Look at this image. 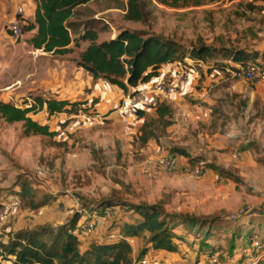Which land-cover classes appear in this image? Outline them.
Returning a JSON list of instances; mask_svg holds the SVG:
<instances>
[{"label": "rangeland", "instance_id": "1", "mask_svg": "<svg viewBox=\"0 0 264 264\" xmlns=\"http://www.w3.org/2000/svg\"><path fill=\"white\" fill-rule=\"evenodd\" d=\"M124 2L93 0L79 6L71 20L103 28L98 42L129 28L173 41L184 57H192L193 47L208 46L213 58H204L206 64L223 63L239 50L246 54L244 61L264 57V0H190L177 7L144 0V16L137 22L123 18ZM21 36L8 37L7 44L16 45ZM26 50H18L21 68L17 74L9 68L12 77L25 74ZM77 59V52L52 54L38 74L51 79L66 64L77 67ZM196 67L197 83L170 102L171 113L162 119L150 107H142V118L104 119L87 106L57 121L56 135L49 137L25 135L22 122L8 123L0 116V208L19 199L18 208L0 221V243L28 230H54L75 213L80 215L76 227L88 217L104 216L96 234L81 236L83 250L138 219L135 206L153 204L178 217L175 231L184 237L185 245L168 263L177 264L188 247L210 236L206 241L217 251L214 264H237L232 257L244 254L248 237L264 243V86L222 77L219 64L206 73ZM74 78L79 86L66 90L69 101L87 105L93 82L84 69ZM9 79V72L0 70V85ZM37 95L28 91L17 98L2 91L0 101L19 106ZM169 154L178 161L173 169L160 164ZM22 184L31 196L21 197ZM41 201V207L30 205ZM144 235L129 241L134 264L152 253Z\"/></svg>", "mask_w": 264, "mask_h": 264}, {"label": "trees", "instance_id": "2", "mask_svg": "<svg viewBox=\"0 0 264 264\" xmlns=\"http://www.w3.org/2000/svg\"><path fill=\"white\" fill-rule=\"evenodd\" d=\"M91 1L93 0H40V4L36 7L34 22L23 25L22 31L36 28L35 35L30 39L32 45L36 48L42 47L44 51L53 50L55 54L69 53L73 48H78L80 42H88L79 54L78 66L87 71L94 80L104 79L116 85L124 93L133 92L138 85L159 75L164 64L184 57L185 52L173 41L156 35H144L129 28L120 29L113 38L97 42L99 32L103 28L95 29L91 22L79 24L71 20L77 14L79 6ZM155 1L177 7L187 4L190 0ZM144 7V0H125L123 18L128 21H141ZM70 42H73V46L68 48ZM231 53L233 54L230 55V59L233 61L243 62L246 58L242 50ZM212 54V49L204 45L189 50V55L199 59L213 58ZM214 63L219 64V67L222 65V62ZM214 63L207 64L206 72L215 65ZM130 87L134 90L130 91ZM33 101L34 103L28 107L0 102V116L8 123L23 121L25 135L40 134L53 137L56 131H50L48 126L38 124L27 114L36 112L44 104L49 115L62 111L72 114L79 104L68 100L45 99L42 96L34 97ZM148 107L154 108L157 117L161 119L171 113V107L166 101ZM134 114L142 118L145 109L138 108ZM145 124L144 121L143 125ZM142 140L146 139L142 137ZM20 194L21 197L31 196L30 187L22 184ZM44 204L43 201L37 204L30 203L33 208ZM133 210L136 211L138 219L124 223L121 229H116L113 238L90 245L83 250L79 247L82 226L76 227L80 215L75 213L69 223L54 230L44 227L15 234L7 243H0V256L3 259H10L13 264H134L129 243L131 238L142 234L144 237L146 236L144 233H148L146 243L153 251L175 252L177 244L184 242V237L175 231L174 223L178 222V217L167 215L161 206L138 205ZM180 223L183 221H179L178 224ZM205 235L207 232L204 233ZM253 236L254 238L248 237L249 247L243 250L248 263H242L244 257L241 253L233 255L232 260L235 263L252 264L249 257L253 254L255 257L253 264H264V243ZM208 239H212V236L207 239L202 238L195 250L202 253L199 255H204L206 258L214 256L216 259L217 251H213L212 246L206 241ZM254 241L259 244L258 250L254 249ZM146 251L148 250L146 249L143 254Z\"/></svg>", "mask_w": 264, "mask_h": 264}, {"label": "crops", "instance_id": "3", "mask_svg": "<svg viewBox=\"0 0 264 264\" xmlns=\"http://www.w3.org/2000/svg\"><path fill=\"white\" fill-rule=\"evenodd\" d=\"M39 4H40V0H0V70L4 69V72L8 71L10 74V79L6 83L0 85V92L5 91V94H9L10 97L14 96L20 98L24 96L28 91H35L36 93L41 94L37 96H42L45 99H55L57 101H61V100L69 101V97H68L69 93L66 90L71 85L73 87H75V85L79 86V82L75 81L74 77L75 74L81 73L82 68L80 66L76 67L71 64H66L62 66L60 70H57L56 74L52 75L53 78L51 79L42 78V76L38 74L40 67L43 65L45 60L48 59V57L52 56V54L55 53H53V50L44 51L42 47L36 48L32 45L30 39L35 35L36 28H33L28 31H24L22 33L21 39L18 41L16 45L7 44L9 41L8 37H10V35L9 34L7 35L4 32V29H2L3 25L6 22H9L16 17L17 6H20L23 10L22 18L24 19L25 24L34 22L36 7ZM114 36H110L109 38L104 40H108L110 38H113ZM83 43L84 46L82 48H81L82 42H80L78 48H73L71 52L66 54H59V55H67L77 52V58H79L80 52L88 45V42L86 41H84ZM72 46H73V42H70V44L67 47L70 48ZM21 47H26L27 49L26 51L29 52V55L26 54V61H25L26 70L24 72L25 74H23V76L21 77L20 76L12 77L9 68L11 69L13 68L17 74V70L20 67L18 64L19 57L17 52L18 50H20ZM29 63L31 64L30 70H28ZM173 63L174 62L172 61L164 64L162 66L160 74L168 70L170 67H172ZM72 73H74V75L71 76ZM196 79L191 80L190 85L183 86L178 93L172 95L170 98L165 99L163 101H166L167 103L170 104V102L180 99L189 89H191V87L194 84L197 83ZM88 80L89 83L90 81L93 83H92V90L90 94L87 95V100H88L87 104L90 107L92 106L91 108L95 110V113L99 115H103L104 117L102 118L104 119H108L110 117H124V119L128 118V115L126 116L119 115L115 111V109L117 105L121 102L122 98L129 93H124L116 85L110 84L104 79L98 78L94 80L89 73H88ZM237 81H243V80H237ZM142 85L143 84L138 85L137 89L140 88ZM259 86H264V85H259ZM129 90L133 91L134 88L130 87ZM4 103H9V102L4 101ZM26 105L27 103L24 101V103L20 104L18 107H26ZM67 114H68L67 112L62 111V112H55L49 115L46 109V105L44 104L41 109L37 110L36 112H29L27 116H29L32 120L36 121L40 125L48 126V129L50 131H56L57 128L59 127L56 125L57 121L65 118ZM15 122L23 123V121H15ZM134 239L136 238L135 237L131 238L130 242H133ZM184 243L185 242L178 243L177 250L178 247H180V245L182 244L185 245ZM87 247L88 246H86L85 248ZM194 248H196L195 245H193L191 248L188 247L186 249L187 253L184 254L182 259H179L177 264H197V262L202 261L203 258ZM176 251L169 252L166 250H158V251L152 250V253H150V251L148 253H150V257H154L167 264H171L166 261L173 259L172 256L176 255ZM0 264H12V262L10 259H3L0 256Z\"/></svg>", "mask_w": 264, "mask_h": 264}, {"label": "built area", "instance_id": "4", "mask_svg": "<svg viewBox=\"0 0 264 264\" xmlns=\"http://www.w3.org/2000/svg\"><path fill=\"white\" fill-rule=\"evenodd\" d=\"M22 13V8L17 6L16 17L5 24L10 37L14 40H17L23 33L22 27L25 25V21L22 18ZM173 62V66L168 70L143 83L140 88L126 94L117 105L115 111L121 116H126L134 114L135 110L138 108L154 106L158 102L168 99L172 95L178 93L183 86L190 85L191 80L198 78L199 70L196 66L203 68L204 72L208 69V63H204L203 59L199 58L186 56L182 59L174 60ZM219 73L222 77L264 85V57L243 62H236L232 59H228L223 61L222 65L219 67ZM27 100L29 99L27 98ZM26 103V107H28L32 105L34 101ZM87 106L89 105L78 104L76 107V114L82 113V109H87ZM94 119L103 120L101 117ZM160 164L166 169H173L178 165V161L174 155L169 154L161 157ZM18 204L19 201L17 198H12L9 202L3 204V207L0 208V221H5L7 217L18 208ZM103 219L104 216L101 215H94L93 217L85 219L81 224L82 230L80 236L96 234L98 228L102 225ZM110 236L113 238L114 233H111ZM253 246L255 250L259 249V244L256 241L253 242ZM249 258L250 262L253 264L255 259L253 254H251ZM207 260L206 262L199 261L197 264H214L216 261L214 256L207 257ZM137 264L167 263L154 257H150L149 259L143 257Z\"/></svg>", "mask_w": 264, "mask_h": 264}]
</instances>
